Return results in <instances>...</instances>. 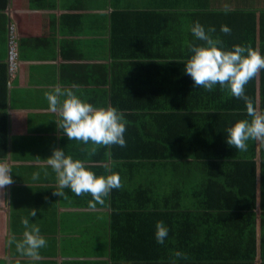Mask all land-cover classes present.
<instances>
[{"label": "crops", "instance_id": "0c3cea01", "mask_svg": "<svg viewBox=\"0 0 264 264\" xmlns=\"http://www.w3.org/2000/svg\"><path fill=\"white\" fill-rule=\"evenodd\" d=\"M195 22L206 31L214 27L209 35L222 41L225 48L243 44L258 51L261 39L264 41V0H0V146L7 145L5 162L0 164L7 165L12 177L11 183L0 187V264L110 261L114 223L116 238L122 235L121 255L127 252L133 258L128 241L133 233L128 230L135 225L122 220V216L112 220L108 201L92 209L90 193L78 195L69 187L61 188L56 171L48 163L52 150L62 148L65 155L80 159L85 166L95 165L98 175L123 176L131 190L138 185L147 187L155 199L159 191L162 196H176L180 188L186 189L185 171H165L162 165L155 170L136 166L127 173L122 163L110 159L107 174L96 155L99 144L76 142L60 134L59 109L49 107L46 94L56 87L62 91L68 88L94 106L108 107L112 96L136 97L137 87L152 92L161 80L181 88L190 46L204 43L190 31ZM221 25L231 31L222 32ZM11 26L19 52V67L14 74H9L7 67ZM111 39H116L117 50L122 53L130 50L126 58L108 56ZM99 63L106 64V73L95 80L91 69ZM112 74L116 81L113 89ZM104 79L106 83L102 84ZM165 90L163 85L161 91ZM63 99V95L58 96L60 102ZM172 138L178 139V135ZM14 144H19L18 149L26 147L27 152L14 154ZM251 173L249 170L246 174ZM132 175L133 181L129 180ZM121 200L118 197L117 201ZM164 203L159 208L167 212L171 204ZM171 219L163 216L157 221L168 227L170 235L165 241L174 247L178 237L171 232L178 231V221ZM188 219L186 225L181 222V228L185 225L179 228L181 232L195 230L197 222ZM231 219L230 225H236L237 221ZM155 224L146 222L145 230L152 231ZM148 225L154 226L152 230ZM34 227L46 241L35 255L24 242L25 232ZM203 229L198 227L197 231ZM129 261L136 264L133 259Z\"/></svg>", "mask_w": 264, "mask_h": 264}, {"label": "trees", "instance_id": "16d2710c", "mask_svg": "<svg viewBox=\"0 0 264 264\" xmlns=\"http://www.w3.org/2000/svg\"><path fill=\"white\" fill-rule=\"evenodd\" d=\"M107 51L113 59L126 58L130 50L122 53L121 49L117 50L116 39H111ZM258 52L264 55L262 39ZM99 64L91 69L95 80L106 73V64ZM115 83L112 74V89ZM180 84L181 88H175L178 84L172 81L165 84L161 80L152 92H148L152 89L137 87L136 97H111L110 106H115L123 115L126 142L123 146L98 145L100 150L96 155L101 169H106L108 174L110 159L122 163L127 173L136 166L140 170L146 167L155 170L163 165L165 171L184 170L187 187L180 188L176 196L173 193L162 196L159 191L155 199L147 187L138 185L131 190L129 181L125 183L124 177L118 176L119 188H112L103 202H109L112 220L122 216V220L135 225L128 230L133 233L128 240L133 258L127 252L121 255L122 235L119 233L116 238L114 223L110 261L108 258L92 260L91 264H129L131 259L136 264H264V139L250 138L245 150L229 146L224 139L225 127L239 119H251L245 99L234 97L226 86L219 84L211 90L194 87L187 74ZM163 85L165 92L161 91ZM244 89L256 111L264 112V69L258 70ZM60 134L65 135L63 129ZM173 135H178V139L174 140ZM6 154L5 142L0 146V162H5ZM88 168L94 173L99 170L95 165ZM249 170L252 173L248 176ZM133 179V175L129 176V180ZM118 197L122 198L120 202ZM91 201L92 209L103 204ZM167 201L171 206L162 212L159 206ZM163 216L173 217L171 222L178 221V231L171 232L179 238L177 246L172 247L165 240L157 243L153 225H148L152 231L145 230L146 222H157ZM188 218L197 222L195 230L181 232ZM229 218L237 224L231 226ZM213 221V225H207ZM181 222L185 224L182 228ZM198 227L204 229L198 232ZM177 251L182 255L176 256Z\"/></svg>", "mask_w": 264, "mask_h": 264}, {"label": "clouds", "instance_id": "9594fccd", "mask_svg": "<svg viewBox=\"0 0 264 264\" xmlns=\"http://www.w3.org/2000/svg\"><path fill=\"white\" fill-rule=\"evenodd\" d=\"M220 30L228 33L231 29L221 25ZM190 31L204 43L191 45V55L184 62V72L190 76L194 87L202 86L211 90L214 85L227 87L231 94L246 101V111L251 119H239L225 127V142L238 150L247 148L250 138L264 139V112H257L253 104L245 96L244 86L254 77L258 70L264 69V55L243 44H233L230 48L223 47L222 41L212 38L199 22H195ZM63 95L62 102L58 96ZM49 107L59 109L60 127L68 138L87 143L110 145L125 144V123L122 113L115 106L95 107L92 103L82 99L73 90L65 88L63 91L56 87L53 92L46 94ZM48 163L56 171L58 184L61 188L69 187L74 193H90L93 200L103 203V197L112 188H119L117 174L98 175L86 167L80 159H73L65 155L62 148H54ZM12 182L10 171L6 164H0V187ZM91 203V201H90ZM36 215V211L32 212ZM27 223V221H25ZM168 235V227L163 221L155 224L154 237L157 243H163ZM28 251L35 255L36 250L43 247L46 241L39 235L38 228L25 232ZM182 253L176 252V256Z\"/></svg>", "mask_w": 264, "mask_h": 264}, {"label": "built area", "instance_id": "2783aa9c", "mask_svg": "<svg viewBox=\"0 0 264 264\" xmlns=\"http://www.w3.org/2000/svg\"><path fill=\"white\" fill-rule=\"evenodd\" d=\"M14 27H10L9 47L7 53V67L9 74L16 73L19 67V52L14 38Z\"/></svg>", "mask_w": 264, "mask_h": 264}, {"label": "rangeland", "instance_id": "374dc122", "mask_svg": "<svg viewBox=\"0 0 264 264\" xmlns=\"http://www.w3.org/2000/svg\"><path fill=\"white\" fill-rule=\"evenodd\" d=\"M18 147H19V144L18 145L14 144V154L16 152H18L20 155H22L24 152H27V148L26 147H23V148L20 147L21 149H18Z\"/></svg>", "mask_w": 264, "mask_h": 264}, {"label": "water", "instance_id": "95a60500", "mask_svg": "<svg viewBox=\"0 0 264 264\" xmlns=\"http://www.w3.org/2000/svg\"><path fill=\"white\" fill-rule=\"evenodd\" d=\"M9 159H10V154H9ZM10 161V160H9Z\"/></svg>", "mask_w": 264, "mask_h": 264}]
</instances>
